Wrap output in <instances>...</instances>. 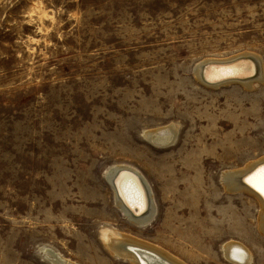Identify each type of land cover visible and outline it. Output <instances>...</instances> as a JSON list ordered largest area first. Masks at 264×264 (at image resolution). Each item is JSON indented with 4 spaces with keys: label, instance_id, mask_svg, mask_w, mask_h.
I'll return each instance as SVG.
<instances>
[{
    "label": "rangeland",
    "instance_id": "1",
    "mask_svg": "<svg viewBox=\"0 0 264 264\" xmlns=\"http://www.w3.org/2000/svg\"><path fill=\"white\" fill-rule=\"evenodd\" d=\"M244 52L262 67L249 87L194 74ZM165 125L170 146L143 137ZM262 156L264 0H0V264H52L46 248L129 264L103 245L109 228L187 264H232L227 240L264 264L256 203L221 183ZM121 163L156 203L143 228L104 177Z\"/></svg>",
    "mask_w": 264,
    "mask_h": 264
},
{
    "label": "bare ground",
    "instance_id": "2",
    "mask_svg": "<svg viewBox=\"0 0 264 264\" xmlns=\"http://www.w3.org/2000/svg\"><path fill=\"white\" fill-rule=\"evenodd\" d=\"M232 59L239 60L228 65H205L208 62H223ZM257 60L255 54L249 52L225 59H205L197 63L194 74L199 81L209 86L238 82L249 87L261 77L260 68L262 67H258L259 60L258 62ZM254 67L255 70L258 69V73L253 77L228 80L223 83L211 82L227 75H247L250 70H254ZM175 133V127L165 125L143 131V137L152 145L162 148L170 146L174 141ZM263 161L264 156L253 160L242 169L226 172L221 178L222 187L226 192L245 193L256 203L258 208L256 227L261 235H264V194L250 185L248 179L264 168V163L247 175L244 176V174ZM104 177L113 190L115 205L130 224L143 228L152 222L157 211L156 203L146 179L134 166L124 163L110 166L105 170ZM101 240L111 254L128 260L129 264H187L162 247L117 229H104L101 233ZM222 251L226 260L232 264H249L252 259L250 249L237 240H227L222 246ZM45 256L52 264H79L49 248L45 249Z\"/></svg>",
    "mask_w": 264,
    "mask_h": 264
},
{
    "label": "water",
    "instance_id": "3",
    "mask_svg": "<svg viewBox=\"0 0 264 264\" xmlns=\"http://www.w3.org/2000/svg\"><path fill=\"white\" fill-rule=\"evenodd\" d=\"M236 60H239V59H232V60H229V61H223V62H208L207 64L205 65H212V64H216V65H228V64H231V63H234ZM247 60V59H246ZM257 72V68L255 70V67H254V70H250V73H248L247 75H227V76H223V77H219L213 81H211L212 83H223L225 81H228V80H240V79H245V78H249V77H253L255 76ZM263 162H260L258 164H256V166H254L250 171H248L245 175H247L249 172H251L254 168H256L257 166L261 165Z\"/></svg>",
    "mask_w": 264,
    "mask_h": 264
},
{
    "label": "snow or ice",
    "instance_id": "4",
    "mask_svg": "<svg viewBox=\"0 0 264 264\" xmlns=\"http://www.w3.org/2000/svg\"><path fill=\"white\" fill-rule=\"evenodd\" d=\"M248 183L264 194V168H261L254 176L249 177Z\"/></svg>",
    "mask_w": 264,
    "mask_h": 264
}]
</instances>
